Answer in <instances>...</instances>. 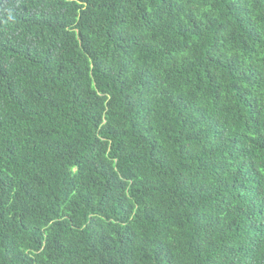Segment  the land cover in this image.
<instances>
[{"label": "trees", "instance_id": "obj_1", "mask_svg": "<svg viewBox=\"0 0 264 264\" xmlns=\"http://www.w3.org/2000/svg\"><path fill=\"white\" fill-rule=\"evenodd\" d=\"M0 264H264V0H0Z\"/></svg>", "mask_w": 264, "mask_h": 264}]
</instances>
